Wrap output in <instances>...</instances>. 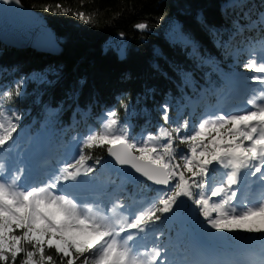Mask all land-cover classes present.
Returning a JSON list of instances; mask_svg holds the SVG:
<instances>
[{
	"label": "trees",
	"instance_id": "trees-1",
	"mask_svg": "<svg viewBox=\"0 0 264 264\" xmlns=\"http://www.w3.org/2000/svg\"><path fill=\"white\" fill-rule=\"evenodd\" d=\"M21 3L48 22L60 50L38 51L32 46L10 44L0 37V91L12 90L18 81L24 80L23 95L14 97L10 104L4 101L6 108L19 111L22 118L13 134L14 143L0 150V163L10 162L8 151L13 150L23 167L25 157H21L33 148L31 155L36 158L35 152L42 148V143L35 148L34 145L43 141V136L48 152L45 164L73 162L77 156L71 144L72 135H78L75 141L78 149L89 130L101 127L107 109H115L122 122L131 124L137 138L149 132L155 134L158 126L164 125L160 106L165 101L170 106V122L198 121L203 113L201 107L195 109L196 98L211 95V87L226 86L244 68L240 60L243 62L248 52L262 47L249 43L244 36L233 39L227 48L220 45L221 37L226 39L231 34L234 19L223 11L226 0H21ZM262 6L264 0H247L244 13L243 22L252 24V34L257 39L261 29L253 21L264 12ZM240 10L236 8L237 17ZM78 12L85 13L84 20L73 15ZM141 22L148 25L144 31L134 27ZM237 49H241L238 54ZM123 104L130 106L127 116ZM176 143L182 150L187 147ZM85 151L86 154L90 151L93 159L88 163L94 165L96 172L94 179L77 191L87 185L99 187L104 205L108 203L107 197L113 195L127 209L141 211L151 206L149 201L156 198L159 188L146 180L132 183L111 173L106 166V148ZM64 158L69 160L63 163ZM97 158H102L99 165L94 164ZM166 218L143 233L145 240L163 232L158 245L166 246L176 256V251L181 252L178 259L188 261L193 219L203 218L197 215L194 205L180 219L171 217L173 221L168 224ZM179 230H184V240L177 243ZM212 233L219 241L218 247L225 248L227 242L242 254L247 253L249 243L261 241L264 236L216 230ZM89 238L91 242L97 239L94 235ZM46 254L56 258L54 250L46 248ZM22 258L18 257L17 264ZM205 259L208 260L207 256L198 251L189 262L202 264ZM209 260L217 264L216 257ZM75 264H80V260Z\"/></svg>",
	"mask_w": 264,
	"mask_h": 264
},
{
	"label": "snow or ice",
	"instance_id": "snow-or-ice-1",
	"mask_svg": "<svg viewBox=\"0 0 264 264\" xmlns=\"http://www.w3.org/2000/svg\"><path fill=\"white\" fill-rule=\"evenodd\" d=\"M20 2L0 0L3 4ZM236 8L241 9L238 17ZM223 11L234 19L231 34L226 39L221 37L220 45L227 48L240 36L249 43L261 44L260 52H253L243 67L261 74L251 80L264 86V12L253 21L261 29L257 39L252 34V24L243 22L247 0H226ZM73 15L85 19L83 12ZM134 27L144 31L148 25L141 22ZM23 85L21 79L14 89L0 91V150L14 143L13 134L22 118L19 111L6 108L4 101L10 104L14 97H21ZM259 96L261 102L249 99L251 108L242 112H212L198 121L185 119L181 123L170 122V106L165 101L160 106L164 125L158 126L155 134L149 132L138 138L131 124L122 122L115 109H107L101 127L90 131L80 142L73 162L27 187L21 184L23 169L9 172L0 163V170L5 173L0 176V262L17 264L22 255L19 264H57V259L59 264H75L76 260L80 264H178L168 261L166 246L162 255L160 245L149 249L137 241L164 218L180 219L190 205L212 230L264 235V87ZM122 107L127 116L130 106ZM177 141L186 149H180ZM93 148H106L115 164L133 170V177L139 174L146 181L163 186L149 201L147 210L133 214L122 201H117L104 212H94L97 205L81 204L77 189L90 183L96 172L94 165L88 163L93 159L90 151H85ZM101 159H95L94 164L99 165ZM128 179L131 181L132 177ZM253 185L259 189L256 204L249 199ZM116 207L125 214L110 215ZM88 235L97 239L85 242ZM162 235L159 232L154 239L159 241ZM261 246L259 264H264V241ZM46 248L54 250L56 258L46 254Z\"/></svg>",
	"mask_w": 264,
	"mask_h": 264
},
{
	"label": "rangeland",
	"instance_id": "rangeland-1",
	"mask_svg": "<svg viewBox=\"0 0 264 264\" xmlns=\"http://www.w3.org/2000/svg\"><path fill=\"white\" fill-rule=\"evenodd\" d=\"M37 23H34V21L32 22L33 23V27L34 28H36V29H38V28H40V24H39V22L38 21H36ZM250 55L251 54H249L248 53V55H247V57H248V60H249V58H250ZM258 60H259V57H258ZM248 62V61H247ZM246 62V63H247ZM240 64L241 65H244L243 64V62H240ZM244 70H246V69H244ZM251 72V71H250ZM256 75H261V74H256ZM254 73H247L246 71L245 72H243V73H241L238 77H237V79L236 80H234L233 81V84H229L228 85V88H223L222 86H216L214 89L211 87L210 88V91H211V95H208V96H211V101L209 102V103H212V101H216L217 103H219V104H225L227 101H228V98H232V90H238V91H242L244 94H243V96H242V98L241 99H238V100H241V101H238V100H236L237 102H233V103H235L237 106H238V110H241V111H244V110H246V109H249V108H251V105H249L248 103H247V101L249 100V99H255L257 102H258V100L260 99V96H259V90L262 88V87H264V86H262L259 82H254V81H252L251 80V77H253V76H256ZM234 86V87H233ZM232 87H233V89H232ZM208 96L207 95H203L202 96V98L200 99V96L199 97H197L196 98V100H197V102H198V104L199 105H201L202 107H205V106H207L209 103H208ZM243 99V100H242ZM245 100V102H243ZM232 102V101H231ZM234 104V105H235ZM230 106V104L228 105V104H226L225 106H222L221 108H224V107H229ZM182 109V108H181ZM181 111V110H180ZM209 114V110H207L206 112H205V114H203V116L202 117H204V116H206V115H208ZM90 132V131H89ZM76 134H74L73 136H72V138H71V144L74 142V141H76V136H75ZM65 143V142H64ZM38 144H40V142H35V145H34V147L35 146H38ZM74 145V144H73ZM33 150V148H31L30 150H28V152H26L27 154L25 155V158H24V161L25 162H28V166L31 164V162L30 161H32V160H34V157H33V155H31V151ZM11 151H13V150H11ZM40 152H41V148H39V149H37L36 150V152H35V155L36 156H38L39 154H40ZM10 156H13V155H10ZM16 156V155H15ZM32 157V158H31ZM11 163H12V161H11ZM18 163H19V161L16 163V166L18 165ZM5 167H6V169H8V167H9V164L7 165H5ZM8 170H10V168L8 169ZM28 174V173H27ZM27 174H25V173H23V178H22V180H21V184L22 185H24L25 187H27V186H30L29 184H28V175ZM5 175V173H4V171L3 170H0V176H4ZM46 178H47V176H46ZM45 178V179H46ZM120 186L121 187H123V186H125L124 185V181H123V179L121 180V182H120ZM77 193L79 194V195H83V197L85 196V198H87V202H83V203H81L82 205H86V204H89V203H93V204H95V205H97V207H94V209H93V211L95 212V211H99V212H104L105 211V209L103 208V206H102V204L100 203V201H98L97 199L98 198H100L99 196L97 197L96 196V194H98L99 195V193H100V188H98V187H96V188H90L88 185L87 186H84L80 191H77ZM102 193V192H101ZM78 195V196H79ZM109 198H110V200H111V204H109V206L110 207H113L115 204H116V200H117V198H114V197H111L110 195L108 196ZM250 201H251V203H254L253 201V199H250ZM81 202V201H80ZM140 203H142V200H140ZM128 211V210H127ZM129 212V211H128ZM132 212H135V213H137V212H139V210H138V208H135L134 210H132ZM112 214H114V215H116V216H123L124 214H125V211L124 210H121V209H119L118 207H116V208H114V213H110V215H112ZM213 215H215V214H213ZM168 221H169V219H168ZM193 224H194V228L195 229H193V234H192V237H191V243H193V239H194V237H195V234L198 232V233H201L202 235H205L206 237H207V239H208V241H209V247H210V253H215V250H216V244L219 242V241H216L213 237H212V235L213 234H211V231H212V229H210L209 227H207L205 224H204V222H203V220L202 221H198V220H195V219H193ZM183 223V222H182ZM196 228H197V230H196ZM157 235V234H156ZM156 235H153L152 237H151V243H149V242H147L146 244H144V247L146 246L147 248H149V249H151V247L154 245V244H159V242L161 241V239L159 240V241H156L155 239H154V237L156 236ZM89 236L90 235H88V236H86L85 238H84V240H85V242H91L90 241V238H89ZM184 239V230H179L177 233H176V241H177V243H179V242H181L182 240ZM138 241H142V237L138 240ZM137 241V243H138V245H139V242ZM262 241V240H261ZM143 242V241H142ZM144 243V242H143ZM226 244V243H225ZM259 244H261V242H251V243H249V246H248V249H247V254H250V252H251V248L252 247H257ZM252 245V246H251ZM225 246H227V245H225ZM251 246V247H250ZM233 249L232 247H226V249ZM161 250H163V248L161 249ZM213 252H212V251ZM238 251L239 252H241V250L238 248ZM178 253V252H177ZM176 253V254H177ZM164 253H162V255H163ZM179 254V253H178ZM247 254H246V252H243V255L246 257L247 256ZM167 255V259H168V261H173V260H175V261H177L178 262V264H181L182 262H179L178 261V258L176 257V256H173V255H168V254H166ZM215 255V254H214ZM217 258V257H216ZM231 259V258H230ZM232 262H227L226 264H235V263H237V261L236 260H231ZM206 263V262H205ZM158 264H159V262H158ZM213 264V263H212Z\"/></svg>",
	"mask_w": 264,
	"mask_h": 264
},
{
	"label": "bare ground",
	"instance_id": "bare-ground-1",
	"mask_svg": "<svg viewBox=\"0 0 264 264\" xmlns=\"http://www.w3.org/2000/svg\"><path fill=\"white\" fill-rule=\"evenodd\" d=\"M36 16V17H35ZM42 17L32 10L21 9L17 4L0 3V37L10 44L33 47L38 51L59 52L54 37L45 29ZM39 21L36 29L33 22ZM44 26V28H43Z\"/></svg>",
	"mask_w": 264,
	"mask_h": 264
},
{
	"label": "water",
	"instance_id": "water-1",
	"mask_svg": "<svg viewBox=\"0 0 264 264\" xmlns=\"http://www.w3.org/2000/svg\"><path fill=\"white\" fill-rule=\"evenodd\" d=\"M11 4H15V3H11ZM21 9H30V10H32V11H34L35 13H36V15L38 14V12H36L35 10H33V9H31V8H29V7H26V6H24V5H22V3L20 2V4L18 5ZM36 17V16H35ZM43 20H42V22H43V25L45 26V29L54 37V39H55V42H56V35H55V33L53 32V30L49 27V24H48V22L44 19V18H42ZM39 22V21H38ZM40 23V22H39ZM44 26H43V28H44ZM57 43V42H56ZM60 46H58V48H59ZM59 50H60V48H59ZM107 162H108V164L112 167V168H114L113 170L114 171H118L121 175H123V176H125V177H127V178H129V177H132V181H135V182H138L139 180H142V179H144L143 177H140L139 176V174H136L134 177H133V170L132 169H130V167H128V166H120V165H117V164H115V161H114V159L112 158V157H110L109 155H108V157H107ZM152 183V182H151ZM153 184V183H152ZM154 185V184H153ZM156 187H158V188H163V186H159V185H155Z\"/></svg>",
	"mask_w": 264,
	"mask_h": 264
}]
</instances>
